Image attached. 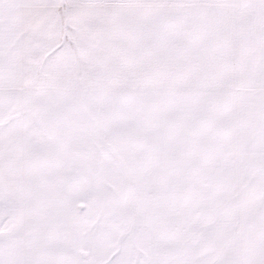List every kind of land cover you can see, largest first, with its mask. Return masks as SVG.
I'll list each match as a JSON object with an SVG mask.
<instances>
[{"label": "snow or ice", "instance_id": "obj_1", "mask_svg": "<svg viewBox=\"0 0 264 264\" xmlns=\"http://www.w3.org/2000/svg\"><path fill=\"white\" fill-rule=\"evenodd\" d=\"M0 264H264V0H0Z\"/></svg>", "mask_w": 264, "mask_h": 264}]
</instances>
